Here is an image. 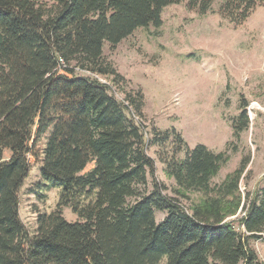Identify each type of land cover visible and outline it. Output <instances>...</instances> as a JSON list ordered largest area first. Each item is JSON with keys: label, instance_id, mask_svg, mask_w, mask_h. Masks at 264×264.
Returning a JSON list of instances; mask_svg holds the SVG:
<instances>
[{"label": "trees", "instance_id": "obj_1", "mask_svg": "<svg viewBox=\"0 0 264 264\" xmlns=\"http://www.w3.org/2000/svg\"><path fill=\"white\" fill-rule=\"evenodd\" d=\"M181 1L0 0V264H264L249 244L264 232V188L247 194L237 220L223 211L228 196L241 201L246 161L212 188L224 152L188 148L175 129L147 138L135 119L141 92L123 100L113 92L123 77L105 58V43L114 48L138 28L161 27L164 8ZM212 3L188 0V8L204 14ZM263 4L224 0L221 11L241 24ZM241 109L237 137L250 124L246 104ZM172 137L186 155L165 160L167 173L179 187L216 198L189 208L157 181L146 188L155 169L148 144ZM29 155L41 161L42 181L61 189L33 234L19 214ZM67 206L78 221L64 217ZM156 211L167 214L157 221Z\"/></svg>", "mask_w": 264, "mask_h": 264}, {"label": "rangeland", "instance_id": "obj_2", "mask_svg": "<svg viewBox=\"0 0 264 264\" xmlns=\"http://www.w3.org/2000/svg\"><path fill=\"white\" fill-rule=\"evenodd\" d=\"M223 1L213 0L204 14L189 9L188 0L170 4L162 12L161 27L138 28L114 48L105 43L104 56L123 79L117 84L111 78L100 79L113 84V92L121 100L128 93L141 92L143 115H135V119L144 126L147 138H152L154 129H175L188 148L203 144L216 153L224 152L228 159L213 177L212 188L246 161L238 190L241 201L232 196L223 200L225 220L234 221L243 215L247 194L264 188V4L243 23L235 24L222 13ZM77 75L85 73L77 71ZM243 104L250 124L237 137L233 124ZM44 142L39 143V149ZM176 144L175 137L161 146L148 144L155 169L148 175L146 188L151 190L157 181L166 187L165 193L189 208L216 198V191L206 195L179 187L167 173L165 160L186 155L185 147L180 151ZM10 154L6 149L5 158ZM28 158L31 169L19 190V214L33 234L38 216L57 208L61 189L46 185L41 161L32 155ZM94 165L90 163L85 171ZM166 214L156 211L157 221ZM63 215L70 222L79 219L69 206L63 208ZM249 244L264 261V232L251 238Z\"/></svg>", "mask_w": 264, "mask_h": 264}]
</instances>
